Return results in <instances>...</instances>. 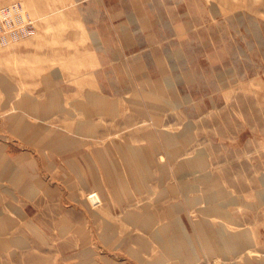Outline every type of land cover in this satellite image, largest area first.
Here are the masks:
<instances>
[{
    "label": "rangeland",
    "instance_id": "obj_1",
    "mask_svg": "<svg viewBox=\"0 0 264 264\" xmlns=\"http://www.w3.org/2000/svg\"><path fill=\"white\" fill-rule=\"evenodd\" d=\"M12 2L23 4L36 21L34 34L0 49V150L20 164L18 172H25L27 158L32 157L42 179L61 182L59 168L45 167L49 141H32L13 131L14 114L77 138L78 147L86 151L117 142L143 144L146 140L138 135L144 130L177 133L190 125L194 138L177 161L202 149L207 166L188 170L184 179L194 186L185 193L182 179L174 173L176 164L161 169L163 177L164 172L170 174L166 184L177 190L171 199L203 195L209 180L201 179V174H212L225 195L187 205L188 225L199 218V210L210 208L212 225L226 228L228 234L246 232L247 238L234 250L219 249V257L199 264H264V0H0V6ZM92 2L97 4L88 24L85 8ZM127 19L130 28L128 22L119 24ZM104 22L106 27L101 26ZM48 75H53L64 107L46 116L38 106L48 99ZM148 78H163L169 85L172 104L163 111L160 125L130 101L136 91L143 96L150 87ZM91 90L117 100L116 115H88L77 108L75 101H85ZM86 120L95 122L94 134L76 132L78 123ZM158 153L163 164L170 162L164 150ZM98 169L104 177L101 163ZM150 187L156 195L158 181ZM46 196L41 188L30 200L13 189L10 179L0 178L3 216L14 218L8 233H0V264H75L80 236L41 233L52 230L53 217L49 218L61 209L55 202L50 206ZM67 196L62 200L73 216L75 202ZM103 205L104 200L94 207ZM28 206L31 220L39 226L36 232L28 229ZM96 237L92 242L96 259L123 257L122 249H108ZM134 259L130 257L132 264Z\"/></svg>",
    "mask_w": 264,
    "mask_h": 264
},
{
    "label": "crops",
    "instance_id": "obj_2",
    "mask_svg": "<svg viewBox=\"0 0 264 264\" xmlns=\"http://www.w3.org/2000/svg\"><path fill=\"white\" fill-rule=\"evenodd\" d=\"M95 3L96 2L89 3L85 8V18L89 21L88 24H91L90 20L93 19V7L97 4ZM114 12L115 10L112 12L113 17ZM127 22L128 27L130 28L131 24L129 23V20H123L119 22V24ZM119 24H117L118 27ZM105 25L104 22L101 26L106 27ZM92 35H94V33H92ZM124 47L128 49L130 48V46ZM45 89L47 88L45 87ZM151 89H153V87L150 85V87L146 88L144 91L146 92ZM167 90L168 86H166L165 93H162L164 100H166L163 103L164 106L161 108V112L158 113L159 123H156L154 119L155 113L152 112L149 107H142L141 111L138 109L137 105L133 103L136 96L143 100L142 97L145 92L142 96L140 92L136 91L137 93L130 99V101L135 110L142 115L144 114L145 116L152 117L151 119H154L155 123L160 125L163 111L168 108V105L172 104L171 99L167 96ZM98 96L100 95L98 94ZM101 97H107L109 100L115 101L116 107H114V109H108L106 112L94 113H110L116 115L118 101L111 99L107 95H102ZM60 105L61 106L57 108V110L63 109L64 106L62 100ZM55 110L56 109H53V111ZM163 132L166 134L179 133L162 131L160 128L157 130H144L138 135V137L146 140L143 144L131 141L124 143L117 142L116 145L97 148L93 151H86L83 147H78V143L76 146L66 149H55L50 147L51 152H48L49 162L45 161V167L51 171L55 170V168H59L58 179L61 180V182L47 183L42 179L40 174L37 173L39 167L37 166L35 159L29 157L27 160V166H25V171L28 173L25 182L20 186H16L10 179L12 187L14 190L24 193L30 200L32 198L34 199L41 188H43L45 194L48 196L50 206L54 202L61 206L59 212L49 218L51 220L53 217L50 223L51 225H49L52 230H43L41 233H59L60 235H64L73 232L80 236V250L73 255L75 264H132L130 260L131 256L135 258L133 264H199L202 259L209 260L213 255L219 257L221 255L219 253V248L217 245H213L211 236L213 235L212 230L215 231L221 227L211 224L209 219L211 212L208 211L205 213L203 212L205 208L201 209L199 210L200 216L197 220L191 221L189 225L186 221V218H189L187 205L194 206L198 203H203L206 201L203 196L202 198L201 196H188L181 201L172 200V192H176L177 190L166 184V179L170 174L166 177L162 176L161 164L163 162L158 158L160 155L159 153L155 154L149 164L145 166L142 162L136 164L127 163L129 160L131 161V156L134 157L138 155V158H142L143 155H147L150 152L148 146L149 138L155 137L156 139L161 140ZM59 133L60 135H67L63 132ZM94 133L95 131L88 134L91 135ZM151 134L153 136H150ZM132 136H128V138H131ZM136 148L141 151H138L137 153ZM177 160L178 159L173 162L176 164L174 172L177 169ZM16 163L17 165L15 168L16 172H18L20 164L18 162ZM99 163L104 167V170L102 171L104 177L98 169ZM166 164H169V162ZM171 164L169 165L170 167ZM68 167L71 170L70 173L67 171ZM131 169L135 173H132L130 171ZM143 169H149L147 176H145L146 171L145 174L141 173ZM155 170L159 173L157 174ZM83 175H85V177H83ZM155 180L158 181L159 184V190L156 192V195L150 187V183ZM22 185H25V188ZM163 187L169 188V191L167 190L168 192L162 194L161 191ZM31 188L33 189L30 192ZM94 190H98L97 192L102 195V200H104V205L100 208L91 206L86 200L84 192L88 193V191L91 192ZM147 193L150 194L146 195ZM67 195H69L75 202L73 216L71 215V211L68 210L65 205V202L62 200L63 197L65 198ZM148 197L152 199L147 200ZM62 206H65L64 209H62ZM54 209L55 208H53L52 211H54ZM29 212H31V210L28 206V229H32V231L36 232V229L37 227L39 228V226H35V222L31 220ZM2 217L3 208L0 201V220ZM8 217L11 221L8 224L9 226L7 225L5 228H10L14 221L12 216ZM146 219L151 220L152 227H146L142 224ZM175 219L178 221L180 227L178 226L179 228L173 229L172 231L167 232V234H174L176 237L175 240L181 242L179 243L180 246L183 244L187 245V250L183 249L182 256H180V253L177 255L166 252L164 250V243L155 240V236H153V232L158 228V225L166 224ZM53 229L57 230L55 231ZM0 233H8V230L3 231L0 227ZM95 235L97 236L96 239L98 243L104 245L108 249H122L124 253L123 257L115 259L109 255H104L102 261L96 259L94 256L95 248L92 246ZM184 238L186 240L185 243L183 242ZM76 250H78V248ZM125 254L128 255V258L125 257Z\"/></svg>",
    "mask_w": 264,
    "mask_h": 264
},
{
    "label": "bare ground",
    "instance_id": "obj_3",
    "mask_svg": "<svg viewBox=\"0 0 264 264\" xmlns=\"http://www.w3.org/2000/svg\"><path fill=\"white\" fill-rule=\"evenodd\" d=\"M126 38H129V36H126ZM130 69H132V68H130ZM160 69L161 70L165 69V65L162 62V60L160 61ZM133 74H132V76H133ZM140 78H141V76H140ZM146 81L153 87V89L146 91L144 93V96L142 97L143 100L139 99L140 97H138V96H136L135 99L133 98L134 99L133 103L135 105H137L138 109L141 111H142V107H149L152 110V112L155 113L154 119H155L156 123H159L158 113L161 112V108L164 106L163 103L166 100V99L164 100V96L162 93H165L167 84L165 83L163 78H158L157 80H151L148 78V79H146ZM45 82H46V86L49 90L48 99L39 104L38 110L40 111V113L42 115L48 116V114H50L53 111V109H57L61 106L60 105L61 95H60L58 89L54 87L53 75L46 76ZM4 87L7 90L10 89L6 83H5ZM156 90H158V91H156ZM31 102H33V101H31ZM24 104L28 105L29 102L25 101ZM74 104L77 108L84 110L88 115H92L94 112H100V113L106 112V111H108V109H114V107H116L115 101H111L107 97H100V96H98L97 92H95V91H88L87 92V98L85 101L78 100V101H75ZM10 119H11L10 126H11L12 130L15 131L16 133H18L19 135L25 137V138H29L32 141L43 142L47 139L49 141V146H51L55 149H66L69 147L76 146L77 143H79V140L77 138H72V137L67 136V135H60L59 132L54 131V129H51L50 127H48L44 124L29 123L25 118H22L19 115L14 114V115H12V117ZM95 128H96V124L93 121H91V120L81 121L76 126V132L79 134H88V133H92L93 131H96ZM150 136H153V135L151 134ZM158 137H159V135H158ZM193 138H194V136H193V133L191 131L190 125H186L185 128L183 129V131H181L177 134H166L165 132H163L161 140L156 139L155 137L149 138L148 146L150 148V152L147 155L146 154L143 155L142 158H138L139 157L138 155H136L134 157L131 156V161L129 160V161H127V163L136 164V163L142 162V164H144V166L148 165L150 160L152 159V157H154L155 154H158L159 151L164 150L165 152L168 153V156L170 158L169 164H163V163L161 164V169L164 170V169H166L167 166H169L171 163H173L181 155L180 153L182 152L184 147L187 146L193 140ZM148 146H146V147H148ZM138 151H141V150L137 149V153H138ZM27 159H29V158H27ZM66 163H68V162H66ZM16 165H17V163L12 159L11 155L9 156L8 153L3 149L0 150V177H2L4 179L9 178L15 183L16 186H20L23 182H25V179L27 178L28 173H27V171H25L23 173L16 172V168H15ZM206 166H207L206 154L202 149H200L194 157L178 162L177 169L175 170L174 173H175L177 178L182 179L181 183H180V188L182 189L183 192H186L188 189H190L191 187L194 186L191 182H188L187 180L184 179L188 170L193 169L195 171H198V170L200 171V170H204ZM146 169H143V171H141L142 174H145V171H146L145 176H147V173L149 170V169L148 170H146ZM137 170H139V169H137ZM130 171L132 173L134 172L132 169ZM164 173L166 176L168 175L167 172H164ZM83 177H85V175H83ZM201 179L206 180V181L209 180L208 186L203 191V195H201V198L203 196V198L205 200H208V202H210L213 200L215 201L217 198L220 197V195L221 196L225 195L224 191L222 190L221 184L218 182V179L216 177H213L212 174L204 172L201 174ZM210 181H212V182L210 183ZM33 188L30 189V192L32 191ZM167 190L169 191V189H167V188H162L161 193L164 194V193L168 192ZM86 200L89 202V204L91 206H95V205L100 204V202L102 201V197H101L99 192L91 191L86 196ZM216 207H218L220 209L221 206L216 205ZM208 211H210V208H205L203 210V212H205V213ZM150 218H152V217H150ZM10 221L11 220H9L8 216L2 217V219L0 220V227L3 229V231L7 229L5 227L10 223ZM142 224L145 225L146 227H152L153 226L151 224L150 219L144 220L142 222ZM178 226L180 227V225L176 219L169 221L166 224L158 225V228L153 232V234H154L153 236H155V240H159V241H161V243H164V250L166 252H169L172 254H177V255H179V253H180V256H182L183 251H184L183 249L187 250V245L183 244L180 246L179 243H181V242L178 240L177 241L175 240L176 237L174 234H167V232H170L173 229L179 228ZM212 233H213V235L211 236V239H212L213 245L214 246L217 245V247L219 249L223 250L224 252L234 250L236 248V244L238 242L240 244V243L246 242V240H247L246 232H238V233H234V234H228L226 231V228H220V229H216L215 231L212 230ZM183 242L184 243L186 242L185 238H184ZM211 251H212V249H211Z\"/></svg>",
    "mask_w": 264,
    "mask_h": 264
},
{
    "label": "built area",
    "instance_id": "obj_4",
    "mask_svg": "<svg viewBox=\"0 0 264 264\" xmlns=\"http://www.w3.org/2000/svg\"><path fill=\"white\" fill-rule=\"evenodd\" d=\"M35 22L20 2L0 6V49L34 34Z\"/></svg>",
    "mask_w": 264,
    "mask_h": 264
}]
</instances>
